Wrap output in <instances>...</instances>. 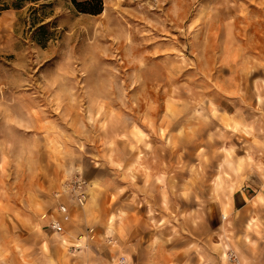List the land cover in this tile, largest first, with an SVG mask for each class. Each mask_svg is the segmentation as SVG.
Masks as SVG:
<instances>
[{
    "label": "rangeland",
    "instance_id": "1",
    "mask_svg": "<svg viewBox=\"0 0 264 264\" xmlns=\"http://www.w3.org/2000/svg\"><path fill=\"white\" fill-rule=\"evenodd\" d=\"M94 3L0 0V264H111L125 231L145 264H264V194L231 201L248 182L264 191V0ZM249 157L231 197L217 181L216 234L182 230L190 182ZM81 174L79 204L62 184Z\"/></svg>",
    "mask_w": 264,
    "mask_h": 264
},
{
    "label": "clouds",
    "instance_id": "2",
    "mask_svg": "<svg viewBox=\"0 0 264 264\" xmlns=\"http://www.w3.org/2000/svg\"><path fill=\"white\" fill-rule=\"evenodd\" d=\"M257 99H259L260 104L264 105V96H257ZM248 131L249 134H251L252 129L249 128ZM258 143H260L261 147H264V142ZM79 147L81 148V151H83V146L80 145ZM148 147H150V145ZM222 151H224V149H216L215 152L212 153V158L214 159ZM229 151L232 153V155H234V149H230ZM244 163L245 169L231 168L230 171H225L226 165L221 164L219 169V177L215 175L214 170L212 173V178L208 181L207 187H205L203 184L197 186L194 183L190 182L191 195L189 197H184V199L189 201V206L193 207L194 211L184 215L183 219L185 220V224L183 225L182 230H187L190 224L192 230L198 233H203L204 235L209 237L216 234L217 230L221 227V218L212 213L210 206L221 201L224 198V193L217 190V181L219 179H222L224 181V184L226 185L225 190L227 191L228 196L231 197L234 190L232 185H235V190L238 191L240 182L248 178L246 175H243L242 172L246 170L250 171L252 168L256 167V165L251 162L250 157L246 161H244ZM210 166L211 160L205 162V167ZM259 170L261 172L260 179L264 181V166H260ZM163 179V176H161L160 181L162 182ZM93 187L96 188L98 186L94 185ZM101 191H103V189H101ZM123 191V189L117 191V198ZM206 205L208 206L207 209H205ZM165 211H168L167 207H165ZM149 215H151V213H149ZM161 223H164V221H161ZM173 233H175L176 236L179 235V233H177L175 229H173ZM109 235H111V233H109ZM258 235H260L261 240H264V234ZM128 239V232L125 231L124 233L120 234L119 242L113 243L112 251L117 255L116 258L111 261V264H121L122 260L126 261V264H145L144 249H142L139 244L129 243ZM173 239L174 237L171 235L167 236L166 238L157 237L153 241V247L155 248L159 246V248L162 250L163 245L173 243ZM242 239L245 242V245L251 247L252 249H255L257 247V241L252 239L249 235L245 234ZM194 247L195 245L190 246V248ZM217 247L218 246H212L211 251L215 252L217 250ZM224 249L225 253H227V244L224 245ZM196 251L197 254H199L202 249H196ZM235 251L239 252L240 249L236 248ZM2 260L3 257H0V261ZM220 260L223 262V264H229V256L227 254L221 255ZM184 264H196V262L193 260H185ZM199 264H206L205 255H199Z\"/></svg>",
    "mask_w": 264,
    "mask_h": 264
},
{
    "label": "built area",
    "instance_id": "3",
    "mask_svg": "<svg viewBox=\"0 0 264 264\" xmlns=\"http://www.w3.org/2000/svg\"><path fill=\"white\" fill-rule=\"evenodd\" d=\"M62 185L63 191L70 190L72 192V196L79 204L85 203L88 195V184L87 179L82 174L66 179ZM60 208L62 211H66L67 205L61 203ZM50 225L56 231L63 230V223L59 218L51 217Z\"/></svg>",
    "mask_w": 264,
    "mask_h": 264
},
{
    "label": "crops",
    "instance_id": "4",
    "mask_svg": "<svg viewBox=\"0 0 264 264\" xmlns=\"http://www.w3.org/2000/svg\"><path fill=\"white\" fill-rule=\"evenodd\" d=\"M263 194H264V191L263 190H256V187L254 184L248 182L245 186H244V189L238 194V199H235L233 198L231 201H233L232 205H236L234 204L236 202V200L239 202H244V201H247V200H250V199H253L254 201L255 200H259L260 198L263 197ZM242 200V201H241ZM261 200V199H260ZM260 202V201H259ZM224 215H226V209H224ZM248 228L247 229H250L251 226L250 224L248 223ZM255 230L259 231L258 228H255ZM245 233H247V231H245ZM249 235V232L247 233Z\"/></svg>",
    "mask_w": 264,
    "mask_h": 264
},
{
    "label": "trees",
    "instance_id": "5",
    "mask_svg": "<svg viewBox=\"0 0 264 264\" xmlns=\"http://www.w3.org/2000/svg\"><path fill=\"white\" fill-rule=\"evenodd\" d=\"M102 0H97V3H94V5H92V7H88L85 9H88L90 11H100L102 9Z\"/></svg>",
    "mask_w": 264,
    "mask_h": 264
}]
</instances>
